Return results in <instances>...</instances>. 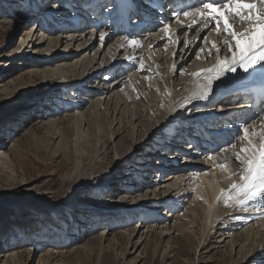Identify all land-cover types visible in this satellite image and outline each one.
I'll return each mask as SVG.
<instances>
[{
  "label": "rangeland",
  "instance_id": "rangeland-1",
  "mask_svg": "<svg viewBox=\"0 0 264 264\" xmlns=\"http://www.w3.org/2000/svg\"><path fill=\"white\" fill-rule=\"evenodd\" d=\"M51 2L0 0V140H4L0 142V264H264V204L261 202L251 203L252 210L245 211L234 205L233 212L228 214L224 219L225 222H217L213 225L210 223L208 229L205 228L201 207L207 205L209 196L201 186L198 189L201 178L212 179L214 188L221 186L222 190L230 189L231 183L235 181L233 177L228 179L229 171L225 172L220 168L215 170L214 177L213 161L209 157L204 158L203 164L190 163L191 161L200 163L203 158H192L187 155L190 152H201L205 144H202L201 148L192 149L193 145L188 147L190 142L197 141L193 140V134L189 133L185 125L181 127V131L175 129V123L166 130L159 128L153 140L147 138L146 141H142L144 139L142 136L132 151H128L127 145L124 144L127 153L123 152L122 158L116 164L115 176L118 179L112 178L108 188L94 186L93 189H88L85 194L76 198L75 203L69 201L68 195L80 187L77 179L71 185H64L75 172L77 157H74L72 162L66 160V163L57 158V148L65 147L71 138L65 136L63 140L56 139L49 135L48 129L40 128L39 121L47 122L45 121L47 119L42 118L46 108L57 109L67 105L70 107L83 101V114L89 113V109L91 113L97 111L99 117L91 127L96 133L103 132L104 140H107L114 131L117 121L111 125L113 119L122 120L126 124L127 133L121 136L118 133L111 137L113 145L109 147V153L102 164L107 170L117 161L115 143L120 142L126 135L132 136L136 142L140 134L138 129L140 122L130 116L132 114L130 108L127 107L125 114L126 107L122 106V102L118 107V111L121 108L120 114L118 112L115 114V100L111 99L107 105L110 95L105 99L96 90L94 92L93 88L90 90L95 86L94 83L88 85L87 82L82 81L84 85H80L79 82H71L57 88L58 92L53 93L46 91L48 87L37 89L40 87L37 85H41L42 81L34 76L33 72L43 68L28 62L44 57L49 41L39 45L43 38L42 33L45 37H54L59 33L71 31L58 28L57 32L50 34L45 29L46 25H40V18L38 21L26 23V14L32 12L35 15L44 14L47 12L45 7ZM31 4H37L35 8L38 9ZM32 7L33 10H30ZM70 12L67 15H70ZM66 21L69 24L68 18ZM62 24L63 22H60L56 25ZM34 25H39L41 29L44 27V31L41 29L37 31V37L34 38L35 45L30 41L32 39L30 33L35 28ZM91 35H95L94 38ZM70 38L68 37V40H71ZM117 39L118 36L112 38L113 41ZM68 40L63 39L59 50L68 51L64 53L66 55L74 53L73 60L77 57L76 52L82 50L78 55L81 54L83 57L85 55V59L102 58L100 53H95L100 46V33L98 36L95 32L90 33L87 38L73 41L69 49ZM85 40L82 47L78 46ZM202 42L203 39L199 36L193 47L197 49H194L195 53L190 63L195 61L203 46ZM167 43L165 42L164 45ZM184 44L185 41L176 44L173 61L182 59ZM122 55L123 53L117 59ZM18 62L28 66L17 73L7 74L15 69V64ZM137 62L138 65L135 67L122 66L123 61L117 63L121 67L118 66L116 69L124 70V77L130 79L134 86L131 89L126 81L124 86L118 88V92L124 100H128L134 92L141 94V104L139 101L136 104L139 105V109L140 105H144L146 110L150 98L142 95L140 89V84L146 81L136 82L134 78L140 73L141 59ZM180 65L182 60L172 76L175 83L180 79V75L177 74ZM116 69L111 71V75L109 70L105 71L102 77L110 75L114 78ZM54 70L58 72L59 69L55 67ZM71 70H60V75L68 78L72 74ZM78 72H82L80 66L77 67ZM88 73L84 75L83 80L87 78ZM74 74L73 76H76V73ZM21 86L25 90L19 92ZM17 92L18 94L15 95ZM40 96L42 97L35 101L34 105L33 99ZM134 107L133 103L131 108ZM67 111L68 114H73L76 110L70 107L61 114L57 113L59 116L48 115L61 120ZM194 114L193 112L192 116ZM194 120L195 117H192L189 122ZM65 125L64 127H67L68 122ZM199 125L196 127V132L199 130L197 133L206 134L209 138L208 131L212 126H204L206 128L204 132L203 126ZM88 127V124L85 125L81 133L76 135L79 138L82 136L89 138L91 133ZM230 130L228 136L233 140L239 130L235 127ZM153 133L156 131L151 134ZM178 133H183L184 140L176 137ZM179 140L180 145L176 144ZM214 142L215 140L211 141L212 144ZM112 146L114 149L111 150ZM181 147L187 149L182 151ZM234 151L238 150L235 148L231 153ZM100 154L98 149L93 150L86 158L83 172L87 177L98 171V163L96 164L95 159L100 157L99 161L102 162ZM234 157L233 155L230 159L232 161L230 164L235 162ZM148 161L152 162L151 167L148 163L141 165ZM130 166L132 168L129 171ZM149 167L153 170V176L151 173L143 172ZM126 173L131 177H124ZM171 175L172 178L166 181ZM146 177L149 178L145 179ZM111 184H114L113 189L110 188ZM60 192L61 196L57 199L56 195ZM44 196L52 199L53 203L52 210L47 216L37 208L39 199ZM256 206L258 208H255ZM122 216L129 222L125 221L126 223L114 227V231L108 234L107 225L103 223L112 224V221H115L114 223L119 225L118 223L123 220L116 219H122ZM242 216L244 218L240 219ZM204 229L207 232L202 237ZM248 230L251 232V240H242L243 242L237 240L242 236V231L245 236ZM117 232H123L126 239L116 236ZM254 233L256 241L252 240ZM50 234L54 236V241H45L43 237L48 238ZM109 242L113 243L112 250L106 248ZM138 242L143 243L139 248L135 245Z\"/></svg>",
  "mask_w": 264,
  "mask_h": 264
},
{
  "label": "bare ground",
  "instance_id": "bare-ground-1",
  "mask_svg": "<svg viewBox=\"0 0 264 264\" xmlns=\"http://www.w3.org/2000/svg\"><path fill=\"white\" fill-rule=\"evenodd\" d=\"M51 1V0H49ZM55 1V0H54ZM51 2L49 3L45 8L47 9L46 13H42L41 15H35V13L26 14L25 18L27 19L26 23H29L31 21H38L39 18L41 20L40 25L45 26V29L48 33L54 34L59 29H62L63 31L71 30L69 33H59L58 35L52 36H44L42 33L43 38L39 42V45H42L46 43L47 41V47L46 52L43 54L44 57L36 60V61H29L36 64V66H40L43 68V70H35V73L33 72V75L38 77L41 81L40 88L48 87L46 91L58 92L59 87L63 86L64 84H68L71 82H79L80 85H84L82 81L87 82L88 85L90 83H94L95 86H88L91 87L90 90L93 88L94 92L97 91L98 94H101L105 99H109L107 101V105L112 100H115V110L114 113L116 114L118 111V107L123 103L122 106H125V114L127 113V107L130 108V116L135 118L136 121H139V130L140 134L137 137V141L134 142L133 137L126 135L121 138L120 142L115 143V151L117 153L116 162L109 167V169H105L103 162L105 161V157L109 153V147L113 145L111 142V137L117 135L120 133L121 135H124L127 133L128 128L126 127V124L122 122V120L113 119L112 124L117 121V124L115 126L118 127L117 129L114 128V131L110 137H108L107 140H104V133H96V131L91 127L93 123L97 121V118L99 117L97 114V111H93L91 113V110L89 109V113L82 112L83 110V101H80V103L76 104L75 106H70L74 110H76L73 114L69 113L67 111V114H65L64 118L60 120V118H54L49 116L50 115H58L63 113V111L70 109V107L62 106L63 108H46V111L42 115L43 119H47L43 122L39 121L38 125L40 128H46L48 129L49 135H51L53 138H62L64 139L65 136H69L71 138V141H68L65 147L57 148L56 154L58 155L57 158H60L61 161L66 163V160L69 159V161L72 162L74 157H77L75 159L76 161V169L75 172H73L70 177L68 178L67 183L64 185H71L74 183V180L77 179L78 185L80 186L78 190L74 189V193H71L68 195L70 198L69 201H73L75 203L76 198L85 194V192L88 189H93L94 186L102 187V188H108L110 180L113 178H117L115 173L116 170V164L117 162L122 158L121 154L127 153L128 151H132L135 149V144L138 143V140L142 136H144V139L142 141H146L148 138L149 140H153L156 138L158 129L165 128L168 129L170 125L174 124L178 131H181V127L184 125L189 131V133L193 134V140H196L197 142H190L188 147H191L193 145L194 147H202V144H205V148L201 152H190L189 155L192 158H203L199 162L196 163L194 161H191L190 163L193 164H203L204 158L207 157H214L210 158L213 161V167L212 170L214 177L216 176L215 170H217L218 165L227 164L228 165V171L229 173H236L239 171V164L236 162L235 157L232 164H230L232 161L230 160L234 153H231V150L228 149L227 151H222V149L228 148L229 142H234V139L232 140L230 136V128L235 127L236 130H240L243 128L245 123L252 122L257 116H264V111L262 112H246L245 109L241 110V112L237 113L235 112V108H228L229 113H234L233 115H230V117H225L228 122L222 123V121L217 126L216 119L208 118L211 115L215 116L216 114L215 108L217 104L219 106H222L227 104L229 102L228 99L219 98V100L216 103H209V101H198L193 100L190 104H188L186 107H183V101L185 98L189 97L192 92L195 90V77H193L191 74L195 72H199L202 69H208L213 67V65L216 63L215 58H209V47L211 42L215 41L218 46H222V38H223V32L221 35H217L215 31H204L203 28L200 29V31H196V29L199 27L200 24L196 25H189L186 26H180L177 23H173L170 20L164 21L162 19L159 22H154L148 25H138L136 26L135 30H133V37L131 39H128L125 37V35H117V32H120V27H117L115 30L114 27H109L104 22L102 23L100 27L94 28L91 27V25L94 24V22H90V20H93V14H89V9L92 8V3L95 2V0H76V4L72 8H66L68 10L67 13L70 11V15L64 14L61 15V13H64L65 8H62L59 4L60 2ZM64 1V0H59ZM66 1V0H65ZM67 3V2H65ZM59 5V6H58ZM58 6V7H57ZM81 6L82 9H81ZM97 7V5H96ZM108 8V7H106ZM38 9V8H35ZM105 10V11H104ZM99 10L100 18H103L104 16L110 17L109 14H103V12H106V9ZM72 13V14H71ZM88 15H91V17H88ZM69 16V17H68ZM68 18V21L66 19ZM113 18V16H112ZM62 20V21H60ZM71 20V22H70ZM60 22H63L62 25H56L57 23L60 24ZM1 23V22H0ZM75 23L78 26L75 28L72 24ZM4 25V23H2ZM157 25L163 26L168 25L169 26V32L166 34L165 32L159 31L160 27L156 28ZM35 26V25H34ZM247 22H244L237 30L238 31H244V29L247 27ZM209 27H214V25H209ZM40 26L37 25L35 28L32 29L30 35L32 34V39L30 41L33 42L35 45V37H37V31H40ZM44 29V27H43ZM41 29V31H44ZM61 32V31H60ZM96 33L98 36L100 33L101 35H104V39L100 41V46L97 53H100L102 55V58H93V59H85L84 57L76 52L77 57L73 60V57L75 54L70 53V55H66L64 53H67L68 51H61L60 45L63 42V39L68 40V37L71 40L67 41V48L69 49L73 41H78L79 39L87 38L89 37L90 33ZM46 33V32H44ZM78 33V34H75ZM181 33H183L181 35ZM49 34V35H50ZM72 34V35H71ZM95 35H91L93 37ZM118 39L116 41H113V37H117ZM169 36L171 37V42H168L166 45L165 42L168 41ZM202 37L203 41L206 39L208 41L207 44L203 43V52L199 51L195 61L191 62V57H193L195 50L193 47L195 46V43L198 39V37ZM94 38V37H93ZM130 40H135L143 45V47H135L129 44ZM185 41V44L182 48L181 55L183 54L182 59L179 61H173V58L175 56V51L177 49L176 44L182 43ZM86 40L79 44L78 46L82 47L85 44ZM201 43V42H200ZM104 44V45H103ZM89 47V46H88ZM92 47V46H91ZM167 48V49H166ZM81 49V48H80ZM89 49V48H88ZM106 49V50H105ZM62 52V53H61ZM123 53V55L117 59V57ZM225 55H228V53H225ZM178 58V56H176ZM110 59V60H109ZM143 61L144 68L139 70V74L137 73L135 75L136 82L140 81H146V83L140 84V89L142 95L150 98L149 104L147 105V109H144V105L137 106V102L141 101V94L139 93H131L132 95L129 96L128 100H124L120 97V93L118 92V88L121 86H124L127 81V85L133 89V84L131 83L130 79L127 77H124L125 71L120 70V68H117L120 61H123V65L129 66V67H135L138 65L137 60ZM182 60V65H180V68L178 67V72L181 69V71L184 72L183 75H180L179 82L175 83L172 76L175 73L173 70V65L176 66L180 61ZM28 65H24L21 62H18L15 64V69L12 72L9 73H17L21 71L24 67H27ZM80 66V69H82V72L77 73V67ZM188 66V67H187ZM59 69L58 72L54 70V68ZM121 67V66H120ZM183 67V68H182ZM75 68V69H74ZM73 69V70H71ZM115 77L118 76V78H111V71H115ZM132 69V68H131ZM60 70L69 71L72 73L71 76L68 78L60 75ZM110 71V75H107L106 77H102V74L105 71ZM34 71V70H33ZM123 71V72H121ZM89 72V73H88ZM74 73H76V76ZM88 73L87 78L84 79V75ZM143 74V75H140ZM178 74V73H177ZM247 73L238 71L234 75H229L227 77V85L219 87L215 90V94L210 98V100H214L218 97L220 94L224 93H230V94H236L240 95L242 92L241 90L243 88V82H244V76ZM81 75V76H80ZM102 77V78H101ZM78 79V80H77ZM105 83H102V82ZM202 82V81H201ZM131 83V84H130ZM71 85V84H70ZM69 85V86H70ZM139 89V90H140ZM25 89L20 87L19 92L23 91ZM237 91V92H233ZM23 93V92H22ZM113 93V94H112ZM18 92L15 94L17 95ZM50 94V93H49ZM48 95V94H46ZM40 97H36L35 101L40 99ZM84 99V98H83ZM103 99V98H101ZM118 100V101H117ZM162 102V104H161ZM135 104L134 109L131 108L132 104ZM141 104V102L139 103ZM239 104V103H236ZM94 105V104H93ZM228 106V105H227ZM99 105H97V108ZM248 108L250 106H247ZM56 108V107H55ZM151 108V110H150ZM260 108L259 110H261ZM93 110V109H92ZM195 113L192 116V113ZM58 113V114H57ZM129 114V113H128ZM59 116V115H58ZM61 117V116H60ZM131 117V118H132ZM192 117H195V120L192 122H189ZM68 122V126L64 127V125ZM89 125L88 130L90 131L91 135L89 138L86 136H82L79 138L76 134L81 133L82 129H84L85 125ZM201 124V127L206 126H212V128H209L210 131H208L209 138L206 134H201V132H196L197 125ZM66 126V125H65ZM172 126V127H174ZM179 126V127H178ZM200 126V125H199ZM60 128V129H59ZM204 128V132H205ZM149 130V131H148ZM233 130V129H232ZM153 131H156V133L151 134ZM202 131V130H201ZM250 135L254 133H264V121L261 120H255V123L252 127L249 128ZM84 133H82L83 135ZM149 135H153V137H148ZM176 137H179L180 140L183 139V133H178ZM256 139L255 137H253ZM176 142V144L180 145L181 141ZM215 140L214 144L211 143V141ZM4 140H0V142H3ZM90 143L91 145L89 146ZM141 143V142H140ZM125 145H127V150L124 148ZM147 144V143H146ZM146 144H144L146 146ZM184 144V143H183ZM208 144V145H207ZM143 145V144H142ZM140 145V146H142ZM112 146L111 150L114 149ZM175 146V145H174ZM179 147V146H178ZM186 147V146H183ZM181 147L180 149L184 151V149ZM192 149H195V148ZM247 147L246 142L244 140H240L238 144H236V149L239 151L241 148ZM101 153L100 156L102 157V162L98 159H95V162L98 166V171L96 173H93L91 176L87 177L86 173L83 172V168L86 162V158L89 157V153L93 150H97ZM1 150V148H0ZM232 156V157H231ZM93 161V159H92ZM196 161V160H195ZM60 163V161H59ZM145 163H148L151 167L152 162H143L141 165L143 166ZM111 164V163H110ZM159 165V164H158ZM62 167V166H61ZM146 168L143 170L144 173H151L153 176V170L151 168ZM131 166L129 168V171L131 170ZM221 169V168H220ZM61 170V169H60ZM173 175H171L166 181H169L172 178ZM124 177H131L129 174H125ZM157 177V176H156ZM232 179L235 182H239V178L237 175H232ZM149 178V177H148ZM147 177L145 179H148ZM175 178V176L173 177ZM118 179V178H117ZM121 181V180H120ZM115 184V182H114ZM110 185V188L113 189V185ZM204 189L209 196V200L207 205H203L201 208L203 209V216H204V226L206 229H208L209 224L211 223L216 224L217 222H225L224 219L228 217V214H231L233 212L232 207H226L221 199H218L219 195L221 194V186H218L217 188H214L212 184V179L207 180L205 177L201 178L199 188ZM78 187V186H76ZM72 188V187H71ZM63 190V189H61ZM96 191V189H94ZM54 194V193H53ZM56 194V193H55ZM61 196V192L57 193L56 197L59 199ZM128 196V195H127ZM131 198V195L129 196ZM218 199V200H217ZM99 204V203H98ZM251 204V203H250ZM250 204H248L246 207L242 208L243 211L250 209ZM52 199L49 197H43L39 199V205L38 210L43 212L45 216L49 215V211L52 210ZM124 207H127V205L123 204ZM255 208H258L257 206ZM121 210V209H120ZM241 210V209H239ZM138 209H136L135 212H137ZM121 212V211H120ZM130 212V211H129ZM42 215V216H44ZM123 215V214H122ZM130 215V214H129ZM132 215V214H131ZM137 215H139L137 213ZM143 216V215H142ZM113 218V216H112ZM127 218V217H126ZM244 216H242L240 219H243ZM110 218H107V220ZM120 219L123 220L117 224H115V221H112V224L109 223H103V225H107L108 234L114 231V227L120 226V224L126 223L125 221L129 222L128 220H125V218L122 219L118 218L117 221ZM129 219V218H128ZM117 223V222H116ZM125 225V224H124ZM206 229L202 232V237L206 234ZM60 230V229H59ZM211 230V229H210ZM209 230V231H210ZM242 236L237 239L239 241H246L251 240V232L250 230L247 231V234L244 236L243 231L241 232ZM155 234V233H154ZM153 234V235H154ZM54 235V234H53ZM85 234H83L84 236ZM116 236H119L120 239H126V236L123 232H117ZM53 237L50 234V237L45 238V241L53 242ZM245 237V238H244ZM149 238V237H148ZM147 238V239H148ZM119 239V240H120ZM128 243L130 242V238L128 237ZM83 240V238H81ZM252 240L256 241L255 239V233L252 234ZM202 241V240H201ZM242 241V242H243ZM252 241V242H253ZM150 242V240L148 241ZM106 243V242H105ZM143 243L140 244V242L136 243V247L142 246ZM106 248L112 250L113 249V243L109 242L106 246ZM146 248V245L144 246V249Z\"/></svg>",
  "mask_w": 264,
  "mask_h": 264
},
{
  "label": "snow or ice",
  "instance_id": "snow-or-ice-1",
  "mask_svg": "<svg viewBox=\"0 0 264 264\" xmlns=\"http://www.w3.org/2000/svg\"><path fill=\"white\" fill-rule=\"evenodd\" d=\"M180 15L185 18L200 17L204 22L196 29L197 32L201 28L209 32L215 31L217 35L223 32L222 46L213 41L209 47V58L216 60L213 67L191 74L196 78L195 90L185 98L183 107L193 100L210 101L217 88L227 85V77L238 71L251 75L259 69L264 75V0H201L198 7L178 14V22ZM244 22H247L248 26L244 31H238ZM193 23L198 21L194 20ZM159 31L167 34L169 26L163 25ZM100 39L103 40L104 35H101ZM166 42H171L170 36ZM203 43L207 44L208 41L205 39ZM129 44L143 47L135 40H130ZM200 51L203 52V48ZM139 67L141 70L144 68L143 61ZM173 70L176 71L175 65ZM178 74L183 75L184 72L179 71ZM255 120L264 121V116H257L252 122L245 123L235 136L234 142H229L228 148L222 149L235 150L236 143L241 139L247 145L239 151H234L235 160L240 167L238 172L228 175V179H231L232 175H237L239 182L231 183L228 190H221V197L218 198L226 207L235 205L244 208L253 202L264 204V133L250 135L249 128L254 125ZM218 167L222 171H228L227 164Z\"/></svg>",
  "mask_w": 264,
  "mask_h": 264
}]
</instances>
